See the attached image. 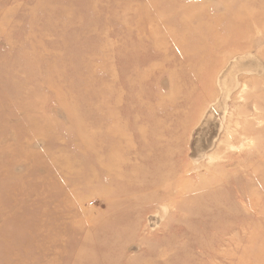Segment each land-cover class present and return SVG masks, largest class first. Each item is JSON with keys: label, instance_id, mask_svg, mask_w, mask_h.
<instances>
[{"label": "rangeland", "instance_id": "obj_1", "mask_svg": "<svg viewBox=\"0 0 264 264\" xmlns=\"http://www.w3.org/2000/svg\"><path fill=\"white\" fill-rule=\"evenodd\" d=\"M263 184L264 0H0V264H264Z\"/></svg>", "mask_w": 264, "mask_h": 264}, {"label": "bare ground", "instance_id": "obj_2", "mask_svg": "<svg viewBox=\"0 0 264 264\" xmlns=\"http://www.w3.org/2000/svg\"><path fill=\"white\" fill-rule=\"evenodd\" d=\"M249 54H250V53H249ZM251 55H253V53H252ZM251 55H250V56H251ZM246 56H247L248 58H251V57L248 56V54H246ZM238 57H240V55H239ZM238 57H236V58H238ZM243 57H245V56H243ZM243 57H240V58H242V59L245 60V58H243ZM247 57H246V58H247ZM252 57H253V56H252ZM240 58H239V59H240ZM253 58H255L256 61H257L256 56L253 57ZM239 59L236 60V61H239L238 63H240V60H239ZM244 60H242L241 62H244ZM247 60H248V59H246L245 61L247 62ZM248 61H249V60H248ZM229 62H230V61H229ZM232 62H235V61H234V60L231 61L230 64H231ZM249 62H252V60L249 61ZM247 63H248V62H247ZM258 63H259V65H260L261 62L259 61ZM240 64H241V63H240ZM256 64H257V62H256ZM237 65H239V64H237ZM245 65L247 66V70H249L250 68L253 69V67H249L251 64H249V65L245 64ZM262 65H263V64H262ZM226 66H228V65H226ZM229 66H230V65H229ZM237 67H238V66H237ZM241 67H242V64H241ZM248 67H249V69H248ZM244 68H245V67H244ZM244 68H243V70H244ZM225 69H226V68H225ZM251 69H250V70H251ZM226 70H227V69H226ZM241 70H242V69H241ZM243 70H242V71H243ZM245 70H246V69H245ZM247 70H246L245 72H248ZM250 70H249V71H250ZM253 70H254V69H253ZM255 70H256V68H255ZM257 70H259V69H257ZM262 70H263V69H262ZM262 70H261V71H262ZM224 71H225V70H224ZM235 72H236V75H237V74H238L237 71H235ZM261 73H262V72H261ZM261 73H259V75H260ZM236 75H235V76H236ZM257 75H258V74H257ZM235 76H233V77H235ZM236 78H237V77H236ZM231 79H232V78H231ZM229 81H230V80H229ZM236 81H237V79H236ZM216 82H217V81H216ZM233 82H234V81H233ZM217 83H218V82H217ZM229 83H230V82H229ZM231 83H232V82H231ZM237 88H238V87H237ZM237 88H236V89H237ZM244 92H245V91H244ZM242 94H243V93H242ZM229 97H230V96H229ZM227 98H228V97H227ZM217 103H218V102H217ZM225 103H226V102H225ZM221 105H222V104H221ZM222 109H223V106L215 107V110H222ZM217 116H218V115H217ZM217 116H216V117H217ZM212 120H213V119H212ZM211 122H212V121H211ZM222 122H223V121H222ZM209 124H210V122H209ZM211 124H212V123H211ZM215 124H216V123H215ZM217 124H218V122H217ZM219 125H220V124H219ZM220 126H221V125H220ZM236 126H237V125H236ZM223 127H224V126H223ZM206 128H209V129H208V130L205 129V130H206V131H205V130H203V129H204V128H203V129H202V130H203V131H202V134H201V131L199 132L200 137H199V136H196V138H197V139H196V142H195L196 144L193 143L192 141H191V142H192V144H195V145H196V148H198L197 146H199V149L202 150V149L205 148V147H204V146H203V147H200V146L204 145V141H205V140H207V142L210 141V144H208L207 142H205V144L207 143L205 146H206V147H207V146L209 147V148L207 147L208 150L211 149L210 152H206V150H204V151L206 152V155H210V156H211V155H212V154H211V151L215 150L216 147H217V145L219 144V142H220L223 138H225L224 135H225V133L227 132V130H226L225 128H222L221 130H218V131H217V130H216L217 127L215 128L213 125H212V126L210 125V126H208V127H206ZM237 128H238V127H237ZM200 130H201V129H200ZM225 130H226V131H225ZM229 130H230V129H229ZM204 132H205V133H204ZM203 133H204V134H203ZM228 136L230 137V134H229ZM190 137H191V136H190ZM211 137L213 138V140L210 139ZM191 140H192V139H191ZM211 140H212V142H211ZM197 144H199V145H197ZM227 145H228V144H227ZM213 146H214V147H213ZM210 147H211V148H210ZM196 148H195V149H196ZM199 149H198V150H199ZM199 151H200V150H199ZM199 151H198V152H199ZM195 152H197V150H196ZM205 152H204V154H205ZM194 155H196V154H194ZM194 155H193V156H194ZM202 155H203V153H202ZM200 156H201V155H200ZM203 157L205 158L204 155H203ZM199 158H200V157H199ZM193 160H194V157H193ZM263 187H264V184H263L262 188H263Z\"/></svg>", "mask_w": 264, "mask_h": 264}]
</instances>
